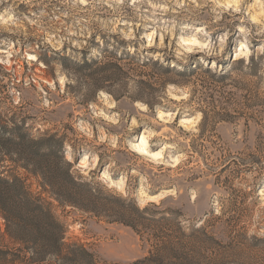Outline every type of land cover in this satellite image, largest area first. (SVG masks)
Listing matches in <instances>:
<instances>
[{"label":"rangeland","instance_id":"374dc122","mask_svg":"<svg viewBox=\"0 0 264 264\" xmlns=\"http://www.w3.org/2000/svg\"><path fill=\"white\" fill-rule=\"evenodd\" d=\"M17 3L27 11L23 0ZM45 3L51 12L58 0ZM210 7L175 19L178 25L207 23L219 33L228 18L212 24ZM3 35L19 44L12 63L0 65V264H264V55L237 59L230 39L222 57L209 58L220 72L195 57L178 72L170 66L180 62L168 37L162 48L147 47L140 30L131 41L105 37L98 59L88 57L98 47L93 37L88 49L72 51L82 63L63 52L49 56L38 29ZM26 52L39 62L28 61ZM53 63L55 70L60 64L68 70L71 82L63 91L44 83L55 80ZM168 84L185 90L187 100L161 103ZM101 89L111 93L115 108L97 98ZM136 101L149 111L139 112ZM90 103L96 111L119 113L120 122L93 119ZM154 105L175 113L174 119L162 124ZM196 112L195 131L178 125ZM133 117L138 126L130 131ZM81 122L91 126V139L75 127ZM98 129L108 138L103 143ZM142 131L152 132L153 150L174 144L169 151L179 163L131 151L129 143ZM64 143L72 146L73 162L65 158ZM83 153L100 156L88 175L74 166ZM109 163L114 180L126 178L124 193L101 179ZM148 196L155 199L141 209L139 201Z\"/></svg>","mask_w":264,"mask_h":264},{"label":"clouds","instance_id":"9594fccd","mask_svg":"<svg viewBox=\"0 0 264 264\" xmlns=\"http://www.w3.org/2000/svg\"><path fill=\"white\" fill-rule=\"evenodd\" d=\"M27 11H19L17 0H0V65L8 66L12 63V58L18 54L17 45L19 39L13 41L5 38L7 36H22L28 28L38 29L42 33L41 45H46L47 53L52 56L56 53L63 52L71 60H76L72 51L81 52L87 48L86 41H95L98 47H92L89 50L88 57H97L106 44L105 37L118 36L124 41L137 39V31L142 32V36L146 38L147 47L155 45L157 48L164 47V38L168 37L167 47L171 50L175 61L180 64H170L178 72L185 71V66L189 63L190 57H195V61L210 69L213 72H220L215 59L222 57L225 49L229 46L231 39L234 44L233 53L237 59L243 58L245 62L250 57L264 55V0H58L57 5L51 12L48 10V4L45 0H23ZM210 4L212 13L211 23L219 24L227 17L228 27L222 29L219 33L210 30L207 23H190L178 25L176 16L182 11L189 14L193 9H201ZM39 9L38 11L35 9ZM127 8L133 15L134 19H127L128 13L124 11ZM75 10V11H72ZM169 14L172 15L168 19ZM96 24L97 28H92V24ZM180 27L182 31L177 32ZM102 32L103 37L99 34ZM186 33V34H185ZM159 37V43L157 38ZM253 42H255V51H253ZM111 47V43L107 44ZM25 57L28 61L39 62V58L32 53L26 52ZM156 59H161L157 56ZM44 67L43 64L40 65ZM54 68V81L45 80L44 83L55 91L57 84L60 90H64L66 83H70L67 77V69L60 64V70L65 75H60V70ZM166 66H169L167 64ZM222 74V73H220ZM28 81H25L27 85ZM131 87V85H130ZM43 91V89H41ZM163 96L158 97L161 103H167V100L182 101L187 100L188 94L185 90L168 84L163 90ZM97 98L103 99L108 108H115V104L108 101L113 97L111 93L105 92L103 89L97 91ZM45 108L49 107L47 99L43 101ZM89 107L93 109L92 118H102L110 124H118L120 122V114L105 112L103 108L99 111L95 110V105L90 103ZM134 107L141 113L149 111V105L145 102L136 101ZM153 109L156 113V119L163 123H168L174 119L175 113L162 109L160 105H154ZM200 119L198 112L190 117L181 118L178 125L185 130L191 132L196 130V125ZM138 121L131 118L129 121V130L136 128ZM77 130L91 139L93 130L90 125L81 122L75 126ZM98 141L105 142L108 139L103 134V129H98ZM31 135V134H29ZM151 131H144L140 134L137 143H129V149L140 155L150 157L152 160L165 158V163H172L174 167L179 163L180 157L174 156L170 149L175 147L174 144H165L158 146V150H153L150 143ZM38 139L37 137H32ZM111 146H117L115 137L111 139ZM65 158L69 162H73L72 146L64 143ZM100 163V156L94 153H83L80 155L75 168L79 169L83 175H88L89 171L94 170ZM113 164H106L101 172V179L106 181L108 187H115L121 193H124L126 186V178L119 177L113 179L109 169ZM166 194V193H165ZM155 199L148 196L139 201L138 206L143 209L149 200ZM158 202V201H157ZM217 212L219 209L217 208Z\"/></svg>","mask_w":264,"mask_h":264},{"label":"bare ground","instance_id":"6f19581e","mask_svg":"<svg viewBox=\"0 0 264 264\" xmlns=\"http://www.w3.org/2000/svg\"><path fill=\"white\" fill-rule=\"evenodd\" d=\"M142 132H144V131H142ZM142 132H140V133L138 134V136H137L136 140H135L133 143H137V142H138V139H139V137H140V134H141ZM143 156H145V155H143ZM146 157H148V156H146ZM149 158H150V157H149ZM150 159H151V158H150ZM162 159H165V158H164V157H162V158H160V159H158V160H155V161H160V160H162ZM172 163H174V161H173ZM168 164L172 166V164H171V163H168Z\"/></svg>","mask_w":264,"mask_h":264},{"label":"trees","instance_id":"16d2710c","mask_svg":"<svg viewBox=\"0 0 264 264\" xmlns=\"http://www.w3.org/2000/svg\"><path fill=\"white\" fill-rule=\"evenodd\" d=\"M88 64V63H87ZM69 166H70V164H69Z\"/></svg>","mask_w":264,"mask_h":264}]
</instances>
